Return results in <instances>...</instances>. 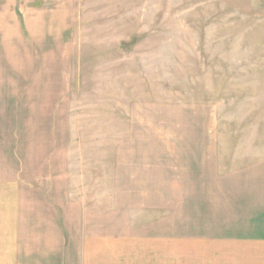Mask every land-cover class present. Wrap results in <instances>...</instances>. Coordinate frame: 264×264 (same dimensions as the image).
<instances>
[{"label": "rangeland", "instance_id": "374dc122", "mask_svg": "<svg viewBox=\"0 0 264 264\" xmlns=\"http://www.w3.org/2000/svg\"><path fill=\"white\" fill-rule=\"evenodd\" d=\"M0 81L20 84V147L52 149L75 199L173 243L196 165L255 145L264 0H0Z\"/></svg>", "mask_w": 264, "mask_h": 264}, {"label": "crops", "instance_id": "0c3cea01", "mask_svg": "<svg viewBox=\"0 0 264 264\" xmlns=\"http://www.w3.org/2000/svg\"><path fill=\"white\" fill-rule=\"evenodd\" d=\"M0 112V137L15 139L0 143V264H170L171 248L176 264H264V120L255 145L214 146L196 165L182 201L191 223L170 243L163 221L146 231L75 199L52 149L20 147V84L0 81Z\"/></svg>", "mask_w": 264, "mask_h": 264}]
</instances>
